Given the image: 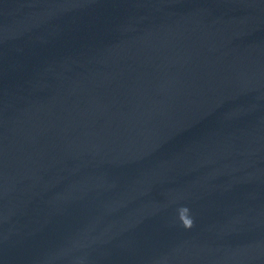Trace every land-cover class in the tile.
Here are the masks:
<instances>
[{
    "label": "water",
    "instance_id": "95a60500",
    "mask_svg": "<svg viewBox=\"0 0 264 264\" xmlns=\"http://www.w3.org/2000/svg\"><path fill=\"white\" fill-rule=\"evenodd\" d=\"M264 198V0H0V264Z\"/></svg>",
    "mask_w": 264,
    "mask_h": 264
},
{
    "label": "clouds",
    "instance_id": "9594fccd",
    "mask_svg": "<svg viewBox=\"0 0 264 264\" xmlns=\"http://www.w3.org/2000/svg\"><path fill=\"white\" fill-rule=\"evenodd\" d=\"M180 213H181L180 219H181L183 226L186 228H191L193 225V221L188 216V209L186 207L181 208Z\"/></svg>",
    "mask_w": 264,
    "mask_h": 264
}]
</instances>
